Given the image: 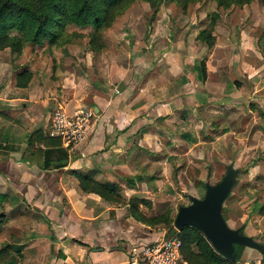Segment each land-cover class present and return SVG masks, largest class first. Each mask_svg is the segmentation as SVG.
<instances>
[{"label":"crops","instance_id":"0c3cea01","mask_svg":"<svg viewBox=\"0 0 264 264\" xmlns=\"http://www.w3.org/2000/svg\"><path fill=\"white\" fill-rule=\"evenodd\" d=\"M126 30L128 39L121 40L123 31L111 35V48L116 44L127 55L123 61L67 43L51 48V53L43 52L46 45L31 44L17 55L0 50V245H15L13 264H126L130 246L153 237L125 204L82 191L71 169L116 182L124 197L151 199L169 183L168 177L177 182L185 173L194 177L190 165L204 160L202 147L210 142L206 130L220 111L204 99L212 90L198 76L195 48L186 53L184 35L180 42L177 34L178 40L167 41L175 53L166 65L163 44L170 33L157 24L145 30L144 39L135 35L132 40V31ZM142 47L154 56L147 65L132 61L135 71L130 73L129 52L140 53ZM78 51L83 69L67 64L53 74V60L64 63ZM24 68L31 74L29 81L14 85L15 73ZM242 82L228 94H238ZM217 85L219 96L227 95L224 84ZM55 106L67 113L91 107L93 113L80 140L61 144L69 154L66 163L40 168L22 160L25 139L37 126L47 133ZM122 175L132 176L133 184ZM243 221L235 227L249 235Z\"/></svg>","mask_w":264,"mask_h":264},{"label":"rangeland","instance_id":"374dc122","mask_svg":"<svg viewBox=\"0 0 264 264\" xmlns=\"http://www.w3.org/2000/svg\"><path fill=\"white\" fill-rule=\"evenodd\" d=\"M152 3L150 5L149 0H129L128 5L112 23L102 30L104 47L98 51L99 55L100 51H104L105 56L115 55L119 61H123L122 58L127 55L120 49L117 50L115 43L116 49H112L115 38L111 35L118 36L119 32L123 31L124 33L120 34V37H123L121 40L128 39V28L129 32L132 31V40L135 35L142 39L146 29L152 30L158 24L159 30L170 33L168 40L165 38L166 42L163 44L166 45L165 62L168 65L175 50L170 49L167 41L179 38L181 42L183 34L186 53H194L195 48L198 55L196 59L203 61L204 75L201 83L206 80L212 90L204 99L215 103V108L221 113L214 115L215 119H211L206 130L205 136L210 142L204 143L202 147L205 151L201 155L204 160L198 167L190 165L189 171L197 174L191 178L185 173L179 177V183L173 180V177H168L169 183L161 186L158 193L150 197L151 199L144 198L146 202L140 205L141 210L145 215L168 210L170 216H174L179 204L189 202L188 195L199 197L203 194L204 181L214 183L219 180L227 164L230 163L237 170L246 165L245 171L237 172L236 181L222 202L221 213L229 227L238 226L244 220L249 235L256 241L264 242V3L250 0L243 5L231 4L228 7L218 6L214 0L188 2L185 6L175 3L174 0H153ZM73 28L76 27H67L69 31ZM201 28L210 29L213 36L211 45L208 46L205 41L196 37ZM87 29L88 27H84L81 30L86 32ZM189 33L191 40L187 39ZM66 43L71 47L86 46V37L73 36L62 45ZM31 45L41 47L46 43L43 41L42 44ZM37 51H40V48H37ZM149 51V48L142 47L140 53L129 52L127 60L130 73L135 71L134 66H131L132 61L148 64L149 58L154 56V52ZM43 52L47 53L46 47ZM79 53L80 51L71 53L64 63L53 60V74L57 67L58 71L63 72L67 64L78 70L83 69V57ZM3 57L11 58L9 54H3ZM16 58H19V55ZM196 70L200 76L198 64ZM251 81H254V91L249 84ZM221 82L224 84L221 87L222 92L227 95L219 96L217 84ZM241 82L243 88L238 94H228L233 88H241ZM201 132H204V129H201ZM135 221L141 223L136 219ZM141 227L148 229L147 231L161 230L164 236H177L172 223L167 227L160 224ZM240 255L241 260H237L235 264H255L259 258L264 257L260 251L244 246Z\"/></svg>","mask_w":264,"mask_h":264},{"label":"trees","instance_id":"16d2710c","mask_svg":"<svg viewBox=\"0 0 264 264\" xmlns=\"http://www.w3.org/2000/svg\"><path fill=\"white\" fill-rule=\"evenodd\" d=\"M174 1L185 6L188 2L198 0ZM214 1L218 6L228 7L231 4L243 5L250 0ZM259 1L264 3V0ZM128 2L129 0H0V50L7 48L9 52L19 54L26 44H42L45 41L47 52L51 53V48L64 44L73 36H85V47L96 53L104 47L101 39L102 30L112 23ZM152 2L153 0H149L150 5ZM70 25L76 28L69 31L67 27ZM84 27H88L86 32L81 30ZM196 37L205 41L208 46L213 42V36L208 28H201ZM198 62L202 79L204 65L203 61ZM30 75L26 68L17 71L14 85L25 86ZM25 143L22 160L37 167L50 168L53 163H66L68 159L69 154L61 145L60 138L48 135L40 126L28 132ZM246 167L245 165L238 171H245ZM71 170L82 191L93 192L106 201L126 204L128 214L144 225L160 224L164 227L171 225L173 216H170L168 210L145 215L138 207L139 203L146 202L144 197L132 195L125 200L122 194H119L120 188L116 182L101 181L74 168ZM121 179L128 185L134 182L132 176L122 175ZM220 214L222 216L221 211ZM174 230L180 240V257L187 264H235L240 258L242 245L233 244V257L228 258L214 250L195 227L184 225L180 230ZM150 232L153 233V237L144 242H150L161 234L160 230ZM261 243L264 245V242ZM133 245L136 243L130 248ZM14 247L15 245L9 242L0 245V264L15 262V255L11 252ZM260 252L264 254V250Z\"/></svg>","mask_w":264,"mask_h":264},{"label":"water","instance_id":"95a60500","mask_svg":"<svg viewBox=\"0 0 264 264\" xmlns=\"http://www.w3.org/2000/svg\"><path fill=\"white\" fill-rule=\"evenodd\" d=\"M13 156L18 157L14 153ZM63 164L64 162H55L53 166ZM237 172L230 163L227 164L219 180L204 183V191L200 197L188 195L189 202L177 206L172 220L177 230L184 225L198 229L214 250L228 258L233 257V244L264 250V245L245 234L241 226L229 227L220 214L222 202L235 183Z\"/></svg>","mask_w":264,"mask_h":264},{"label":"built area","instance_id":"2783aa9c","mask_svg":"<svg viewBox=\"0 0 264 264\" xmlns=\"http://www.w3.org/2000/svg\"><path fill=\"white\" fill-rule=\"evenodd\" d=\"M92 115L89 108H76L67 113L63 108L52 107L47 134L60 138L61 144L69 146L81 139L87 122ZM180 240L177 236H164L133 245L130 248L126 264H187L180 257ZM255 264H264V257Z\"/></svg>","mask_w":264,"mask_h":264}]
</instances>
